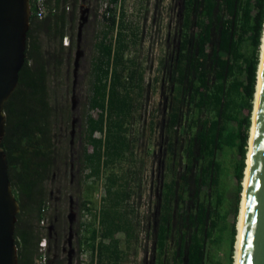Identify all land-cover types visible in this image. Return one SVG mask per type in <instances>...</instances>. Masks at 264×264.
Returning <instances> with one entry per match:
<instances>
[{"label":"trees","instance_id":"obj_1","mask_svg":"<svg viewBox=\"0 0 264 264\" xmlns=\"http://www.w3.org/2000/svg\"><path fill=\"white\" fill-rule=\"evenodd\" d=\"M46 1L56 11L39 19L36 0H31L26 61L5 103L6 134L0 143L20 202L15 231L19 264H31L41 257V223L48 209L46 185L61 154L55 120L60 112L69 111L52 99L49 49L42 39L46 32L58 39L59 51L66 48L68 0ZM182 8L180 47L166 64L168 100L160 181L147 216L150 264H223L219 254L225 245L227 264H233L258 84L264 0H182ZM105 17L109 28L98 44L89 100L90 110L97 115L89 112L86 117L83 160L90 169L87 176L97 178L130 151L126 122L132 117L135 87L139 94L144 89L143 72L124 57L128 47L124 31L117 33L116 42L115 37L109 38L117 11ZM97 131H105L104 139L95 136ZM230 151L239 157L233 187L226 161ZM130 181L110 176L97 223L90 201H83L82 209L93 217L84 225L91 264H102L104 257L120 259L116 234L126 231L132 235L135 230L130 220L133 211L123 205L124 198L132 194ZM100 236L109 238L111 244L103 243ZM58 238L61 244V233Z\"/></svg>","mask_w":264,"mask_h":264},{"label":"rangeland","instance_id":"obj_2","mask_svg":"<svg viewBox=\"0 0 264 264\" xmlns=\"http://www.w3.org/2000/svg\"><path fill=\"white\" fill-rule=\"evenodd\" d=\"M66 9L68 24L63 39L66 48L62 52L59 51L58 39L50 38L46 32L42 35L44 46L49 49V86L52 99L69 110L66 113L60 112L55 120L61 154L46 185L48 209L45 222L41 223L43 237L49 242L48 226L52 222L62 234L63 244H70L69 236L72 232V244L74 241L75 245H80V252L74 263L77 261L78 264H91L92 251L86 243L89 233L84 225L92 221L93 217L88 210L82 209L83 201H90L97 223L100 209L107 198L106 190L110 176L114 175L117 180L123 176L131 180L129 184L133 189L132 194L124 198L123 205L126 211H133L130 220L135 225V230L132 235L126 231L116 234L121 257L117 261L104 257L102 264H150L152 240L148 232L147 216L155 198L157 180L160 181L164 146L163 117L168 100L166 64L170 54L180 47L182 0H68ZM115 11L116 27L114 32H109V38L115 37L116 42L117 33L124 31L125 40L128 42L124 57L129 63L134 61L139 72H143L144 89L141 95L135 87L132 117L126 122V133L131 143L130 151L126 152L120 162L104 169L97 178L87 176L90 169L85 167L83 161L87 145L85 121L89 112L97 115L96 111L89 108L90 95L93 92L91 83L94 77V63L99 55L98 44L109 28L105 15H112ZM82 16L87 18L80 29ZM66 37L69 39L65 40ZM58 59L62 60L61 64L57 63ZM95 136L104 139L105 131H97ZM88 151H92L91 145H88ZM238 158V154L230 151L226 159L230 167L228 182L231 187L236 183L233 173ZM66 162L67 171L64 168ZM58 166H61L60 170ZM70 195L78 204V210L70 203ZM71 207L77 211L72 230L69 221ZM232 218L231 214L229 220ZM100 230H103L101 224ZM101 239L103 243L111 244L109 238L100 236ZM226 250L227 245L219 254L223 264L228 263ZM40 252L43 253L41 250ZM46 252L49 264L54 249L49 250L47 247ZM59 255V259H63L62 264H70L67 254ZM41 260L42 256L31 264H43Z\"/></svg>","mask_w":264,"mask_h":264},{"label":"water","instance_id":"obj_3","mask_svg":"<svg viewBox=\"0 0 264 264\" xmlns=\"http://www.w3.org/2000/svg\"><path fill=\"white\" fill-rule=\"evenodd\" d=\"M32 14L31 0H0V143L6 134L5 103L17 87L20 70L26 61ZM86 18L82 16L80 29ZM254 136L240 264H264V73ZM19 211L20 202L13 191L6 153L0 146V264H19L15 237ZM75 215L71 207L70 230ZM72 237L71 232L70 245Z\"/></svg>","mask_w":264,"mask_h":264},{"label":"bare ground","instance_id":"obj_4","mask_svg":"<svg viewBox=\"0 0 264 264\" xmlns=\"http://www.w3.org/2000/svg\"><path fill=\"white\" fill-rule=\"evenodd\" d=\"M264 73V31L262 37V44H261V51H260V65L258 70V84L257 90L255 94L254 100V112H253V126L250 131V139H249V150H248V157H247V167L245 172V178L243 182V195L240 203L239 215H238V222H237V238L235 242V261L234 264H240L241 261V251H242V243H243V234H244V219L246 214V193L248 191L249 186V178L251 175V169L253 165V152H254V143H255V136H254V129L257 122V113L259 109V94L261 89V79Z\"/></svg>","mask_w":264,"mask_h":264},{"label":"flooded vegetation","instance_id":"obj_5","mask_svg":"<svg viewBox=\"0 0 264 264\" xmlns=\"http://www.w3.org/2000/svg\"><path fill=\"white\" fill-rule=\"evenodd\" d=\"M64 164L66 165V167L64 166V168L67 171V166H68L67 162ZM60 168H61V166H58V170H60ZM73 170H74V162L72 161L71 171H73ZM72 176H73V173H72ZM70 203L72 204V206L74 205L75 210L76 209L78 210V204L76 203V201L74 200L72 195H70ZM75 212H77V211H75ZM62 231H63V229H62ZM59 233L60 232H59L56 224L54 222L50 223V225L48 226L49 242H47V247L49 250L54 249V253H53L52 259L49 261V264H58V259L60 256L59 254H61V253L67 254V261L72 260L73 263H71V264H78L77 261L74 263V260L77 258V255L80 252V245H78V244L75 245L74 241H73L72 245L63 244V241L61 242V244H59V238H58ZM75 233L78 234V231H76Z\"/></svg>","mask_w":264,"mask_h":264},{"label":"built area","instance_id":"obj_6","mask_svg":"<svg viewBox=\"0 0 264 264\" xmlns=\"http://www.w3.org/2000/svg\"><path fill=\"white\" fill-rule=\"evenodd\" d=\"M50 11L55 12L56 11L55 7L48 5L46 0H36L35 14L39 19H42L45 16H47ZM68 39H69L68 37L65 38V40H68ZM44 222H45V218L44 220H42V223ZM40 250L43 251V253H41L43 260L41 261L43 264H47L48 256L46 252L47 250V238L46 237H43L42 240L40 241Z\"/></svg>","mask_w":264,"mask_h":264}]
</instances>
